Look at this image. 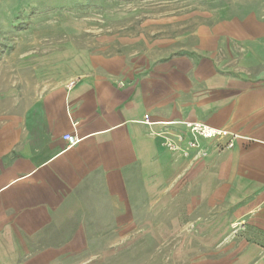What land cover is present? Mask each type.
I'll return each mask as SVG.
<instances>
[{
    "label": "crops",
    "instance_id": "crops-1",
    "mask_svg": "<svg viewBox=\"0 0 264 264\" xmlns=\"http://www.w3.org/2000/svg\"><path fill=\"white\" fill-rule=\"evenodd\" d=\"M50 2L72 42L0 97V264L133 236L163 264H264V0ZM195 122L230 136L189 149Z\"/></svg>",
    "mask_w": 264,
    "mask_h": 264
},
{
    "label": "rangeland",
    "instance_id": "rangeland-1",
    "mask_svg": "<svg viewBox=\"0 0 264 264\" xmlns=\"http://www.w3.org/2000/svg\"><path fill=\"white\" fill-rule=\"evenodd\" d=\"M50 1L0 0V97L3 91L17 84L19 89L27 61H35L48 52L57 54L72 42V35L60 27L67 19L66 4ZM78 37L83 40L97 38L96 35ZM80 40L77 42L82 45ZM85 239L87 252L74 258V264H163L162 247L167 245L161 238L145 236L125 238L120 243L115 242V238Z\"/></svg>",
    "mask_w": 264,
    "mask_h": 264
},
{
    "label": "built area",
    "instance_id": "built-area-1",
    "mask_svg": "<svg viewBox=\"0 0 264 264\" xmlns=\"http://www.w3.org/2000/svg\"><path fill=\"white\" fill-rule=\"evenodd\" d=\"M70 85H74V82L71 83ZM145 119L146 121H148L149 117L146 116ZM186 125L190 129V134L193 137V139L188 142L189 149H197L199 147L198 139L219 140L223 138H228L230 136V133L227 131L217 130L215 128H212L200 122L187 123ZM176 139L178 143H183L185 141V138L183 135L177 136ZM63 140L68 143L69 147L76 146L79 143L78 138L74 134L64 135ZM167 147L171 150H175V151L179 150V147L173 142L168 143ZM227 147L232 148L233 142L230 141Z\"/></svg>",
    "mask_w": 264,
    "mask_h": 264
}]
</instances>
